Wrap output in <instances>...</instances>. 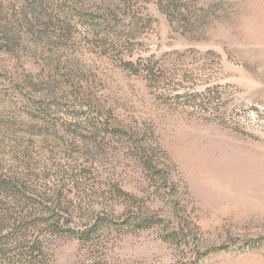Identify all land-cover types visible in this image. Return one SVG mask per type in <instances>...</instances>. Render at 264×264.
I'll return each mask as SVG.
<instances>
[{
  "label": "rangeland",
  "instance_id": "374dc122",
  "mask_svg": "<svg viewBox=\"0 0 264 264\" xmlns=\"http://www.w3.org/2000/svg\"><path fill=\"white\" fill-rule=\"evenodd\" d=\"M0 160L95 164L78 223L153 221L51 264H264V0H0Z\"/></svg>",
  "mask_w": 264,
  "mask_h": 264
},
{
  "label": "trees",
  "instance_id": "16d2710c",
  "mask_svg": "<svg viewBox=\"0 0 264 264\" xmlns=\"http://www.w3.org/2000/svg\"><path fill=\"white\" fill-rule=\"evenodd\" d=\"M141 149L129 146L145 172L153 176L170 169L168 163L155 162ZM31 165L24 162L13 166L0 160V264H51L60 240L77 238L86 243L106 229L122 232L126 227L144 229L153 225L150 218H139L134 210L122 221L113 212H93L88 223L80 224L77 219L90 208L89 196L97 195L94 190L86 192L89 191L87 174H93L95 164L86 167L55 162L41 165L40 170ZM106 186L103 194L131 197L117 183L108 182ZM75 188L79 190L77 195L73 192Z\"/></svg>",
  "mask_w": 264,
  "mask_h": 264
}]
</instances>
